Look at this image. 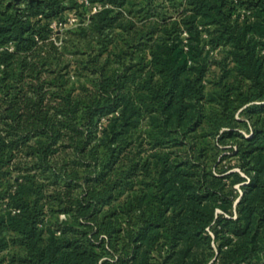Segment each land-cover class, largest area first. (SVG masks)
Wrapping results in <instances>:
<instances>
[{"label":"trees","instance_id":"1","mask_svg":"<svg viewBox=\"0 0 264 264\" xmlns=\"http://www.w3.org/2000/svg\"><path fill=\"white\" fill-rule=\"evenodd\" d=\"M66 1L0 0V264H264V0Z\"/></svg>","mask_w":264,"mask_h":264},{"label":"rangeland","instance_id":"2","mask_svg":"<svg viewBox=\"0 0 264 264\" xmlns=\"http://www.w3.org/2000/svg\"><path fill=\"white\" fill-rule=\"evenodd\" d=\"M67 4L70 6V9H68L65 13V19L67 20L69 17L70 18H76V21L73 22L72 24L70 23H63L61 26V34H60V40H69L71 43H69V48H72L70 44H75L76 49L74 50H85L87 48L86 44L89 43V46H97V43L95 40H93V36H89L86 40L82 39V37H78V32H80V22L82 19H84V26H88L90 24V16L92 15L93 9L85 6L83 3L80 2V0H67ZM64 19V20H65ZM65 22V21H63ZM72 30V31H71ZM70 31V33H69ZM59 40V42H61ZM90 48V47H89ZM220 50V49H219ZM219 50H213L211 52H214V56H220V51ZM222 50V49H221ZM237 159L236 158H231L227 162L224 163H229L231 162L232 164L236 163ZM234 170H239L238 167H235ZM239 188V187H238ZM241 191V189H238ZM215 264H223L222 257L219 256L215 260Z\"/></svg>","mask_w":264,"mask_h":264},{"label":"built area","instance_id":"3","mask_svg":"<svg viewBox=\"0 0 264 264\" xmlns=\"http://www.w3.org/2000/svg\"><path fill=\"white\" fill-rule=\"evenodd\" d=\"M80 2L83 3L85 6H88V7L92 8L93 9L92 14L102 8L101 5L92 4V2L90 0H80ZM75 21H76V18H74V17L73 18H70V17L68 18V23H70V24H72ZM56 26H57L56 23L52 24L53 28H56Z\"/></svg>","mask_w":264,"mask_h":264}]
</instances>
